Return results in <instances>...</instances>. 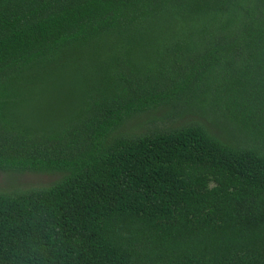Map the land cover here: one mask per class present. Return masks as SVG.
<instances>
[{"label": "trees", "instance_id": "16d2710c", "mask_svg": "<svg viewBox=\"0 0 264 264\" xmlns=\"http://www.w3.org/2000/svg\"><path fill=\"white\" fill-rule=\"evenodd\" d=\"M0 264H264V0H0Z\"/></svg>", "mask_w": 264, "mask_h": 264}, {"label": "rangeland", "instance_id": "374dc122", "mask_svg": "<svg viewBox=\"0 0 264 264\" xmlns=\"http://www.w3.org/2000/svg\"><path fill=\"white\" fill-rule=\"evenodd\" d=\"M60 175H38L31 172L0 171V190L21 192L22 189L47 187L55 183Z\"/></svg>", "mask_w": 264, "mask_h": 264}]
</instances>
